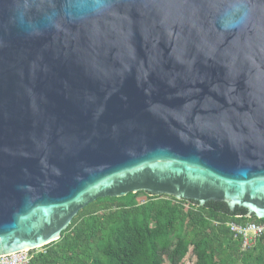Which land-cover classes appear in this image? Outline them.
Here are the masks:
<instances>
[{"label": "water", "instance_id": "95a60500", "mask_svg": "<svg viewBox=\"0 0 264 264\" xmlns=\"http://www.w3.org/2000/svg\"><path fill=\"white\" fill-rule=\"evenodd\" d=\"M138 192L264 220V0H0V257Z\"/></svg>", "mask_w": 264, "mask_h": 264}, {"label": "trees", "instance_id": "16d2710c", "mask_svg": "<svg viewBox=\"0 0 264 264\" xmlns=\"http://www.w3.org/2000/svg\"><path fill=\"white\" fill-rule=\"evenodd\" d=\"M246 213L223 202L198 206L145 192L98 198L28 264H180L188 253L195 264H264V234L242 250L228 225L264 221Z\"/></svg>", "mask_w": 264, "mask_h": 264}, {"label": "built area", "instance_id": "2783aa9c", "mask_svg": "<svg viewBox=\"0 0 264 264\" xmlns=\"http://www.w3.org/2000/svg\"><path fill=\"white\" fill-rule=\"evenodd\" d=\"M228 225L234 236L242 239V250L248 249L255 243L257 238L264 234V221L260 223H248L245 226L235 223H229ZM36 251L38 252V249L25 250L2 256L0 257V264H28L32 254Z\"/></svg>", "mask_w": 264, "mask_h": 264}, {"label": "rangeland", "instance_id": "374dc122", "mask_svg": "<svg viewBox=\"0 0 264 264\" xmlns=\"http://www.w3.org/2000/svg\"><path fill=\"white\" fill-rule=\"evenodd\" d=\"M145 199L146 198L144 195L139 196V201H144ZM38 251H41V248L38 249ZM194 261H195V258L192 257V255L190 253H188L180 264H195Z\"/></svg>", "mask_w": 264, "mask_h": 264}]
</instances>
